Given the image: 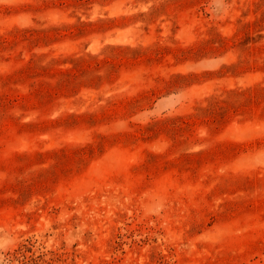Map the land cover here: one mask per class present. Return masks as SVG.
Listing matches in <instances>:
<instances>
[{
    "label": "rangeland",
    "instance_id": "obj_1",
    "mask_svg": "<svg viewBox=\"0 0 264 264\" xmlns=\"http://www.w3.org/2000/svg\"><path fill=\"white\" fill-rule=\"evenodd\" d=\"M0 264H264V0H0Z\"/></svg>",
    "mask_w": 264,
    "mask_h": 264
}]
</instances>
